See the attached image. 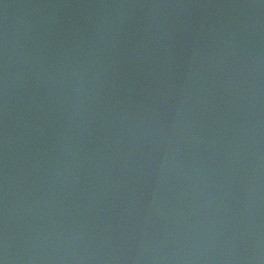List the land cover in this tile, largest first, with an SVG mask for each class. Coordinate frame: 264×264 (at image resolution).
Wrapping results in <instances>:
<instances>
[{"label": "water", "instance_id": "water-1", "mask_svg": "<svg viewBox=\"0 0 264 264\" xmlns=\"http://www.w3.org/2000/svg\"><path fill=\"white\" fill-rule=\"evenodd\" d=\"M0 264H264V0H0Z\"/></svg>", "mask_w": 264, "mask_h": 264}]
</instances>
